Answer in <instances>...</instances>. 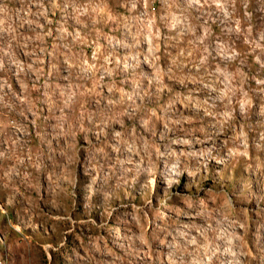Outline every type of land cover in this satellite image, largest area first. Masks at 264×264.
<instances>
[{
	"label": "rangeland",
	"instance_id": "rangeland-1",
	"mask_svg": "<svg viewBox=\"0 0 264 264\" xmlns=\"http://www.w3.org/2000/svg\"><path fill=\"white\" fill-rule=\"evenodd\" d=\"M0 264H264V0H0Z\"/></svg>",
	"mask_w": 264,
	"mask_h": 264
}]
</instances>
